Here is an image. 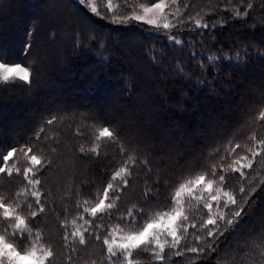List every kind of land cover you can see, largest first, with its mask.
Here are the masks:
<instances>
[{
    "label": "trees",
    "instance_id": "1",
    "mask_svg": "<svg viewBox=\"0 0 264 264\" xmlns=\"http://www.w3.org/2000/svg\"><path fill=\"white\" fill-rule=\"evenodd\" d=\"M152 2L127 0L126 7L124 0H113V5L117 15H127L129 7L139 9ZM106 3L97 0L98 16L78 0H0V53L5 61H23L31 71L30 85L19 80L0 83V154L26 142L49 153L55 147L50 141L42 137L34 142L40 127L59 141L58 155L53 157L58 171L41 177L56 211L38 217L36 224L57 252L63 232L61 209L68 207L70 219L77 212L75 200L94 201L113 167L110 158L117 150L112 146H101L102 158L84 159L78 151L81 144L92 146L95 131L106 122L119 124L126 146L128 142L154 146L150 160L153 156L158 160L160 154L163 159L177 154L188 158L184 169L167 176L169 188L194 177L200 162L205 167L219 163L229 141L244 145L253 132L264 138V122L257 119L264 110V0H182V11L187 3L193 16L199 13L216 24L203 35L181 28L183 46L143 24L113 23L111 13L105 15ZM237 8L248 15L235 16ZM27 44L34 47L28 49ZM53 115L57 123L47 126L45 121ZM77 127L86 129L79 139ZM17 157L23 164V156L17 153ZM257 171L264 177V168ZM148 179L143 170L137 171L119 202L121 212L145 206ZM235 180L232 174L229 182L234 185ZM21 186L22 178L0 176V193ZM253 199L256 205L240 233L235 237L225 233L227 241L220 238L219 248L228 255L177 257L168 256L166 250L165 264H237L231 259L234 241L249 226L258 230L264 222V185ZM147 208H157L156 202ZM101 253L99 242L89 237L88 252L76 255L83 256L80 264H89V257L98 260ZM145 257L142 254V264H157Z\"/></svg>",
    "mask_w": 264,
    "mask_h": 264
},
{
    "label": "snow or ice",
    "instance_id": "2",
    "mask_svg": "<svg viewBox=\"0 0 264 264\" xmlns=\"http://www.w3.org/2000/svg\"><path fill=\"white\" fill-rule=\"evenodd\" d=\"M124 2L128 7L127 0ZM181 2L153 0L150 5L140 4L139 9L129 7L127 15H117L113 0H107L105 15L111 13L113 23L136 22L149 26L183 46L181 28L203 35L204 30L214 29L216 24L205 21L199 13L193 16L187 3L183 4L182 11ZM80 3L100 15L97 0H80ZM247 7L251 8V3ZM234 15L247 16L248 13H241L237 8ZM211 19L215 20V17ZM189 43L194 46L195 42ZM32 47L34 44L26 45L28 49ZM16 80L30 85L29 67L23 61H5L0 53V83L8 85ZM257 119L264 122V110L259 112ZM57 120L53 115L45 124L52 126ZM85 132L82 127L75 130L78 139ZM42 137L55 145L47 154L40 147L34 150L32 143L28 142L20 147H7L0 154V176L10 180L22 178L18 190L0 193V264H80L83 256L76 253L88 252L89 237L99 242L102 249L98 260L89 257V264H142V254H147L145 258L157 264H165L166 250L168 256L177 257L193 254L207 259L213 253L217 257L228 255L219 248L220 238L227 241L229 237L225 233L232 237L240 233L242 222L256 205L253 196L257 188L264 185V177H260L257 171V168H264V138L255 132L248 136L244 145L229 141L225 153L219 156V163L205 167L200 162L198 167L201 170L194 177L184 178L169 188L167 176L184 169L188 158L177 154L174 158L163 159L160 154L158 160L155 156L150 160L148 157L154 152V146L142 142H128L126 146L119 124L106 122L95 131L92 146L85 148L81 144L78 151L84 159L102 158L101 146H112L117 150L110 158L113 167L102 192L96 194L94 201L75 200L77 212L70 219L68 207L61 209L63 232L61 251L57 252L50 238H45L43 229L36 226L38 217L56 211L49 204L50 190L41 177L49 171H58L54 168L53 157L58 155L60 145L55 136L48 135L45 127L35 133L34 142H41ZM214 152L218 153L219 149ZM17 153L23 156V164ZM138 170H143L149 177L143 190L145 206L133 205L125 214L120 211L119 202ZM232 174H236L234 185L229 182ZM164 192L168 193L167 196ZM153 201L157 208H147ZM57 215L59 218V213ZM234 242L236 248L232 252L235 255L231 259L237 264H264V222L258 230L254 225L249 226L241 239ZM61 256L63 260L59 261Z\"/></svg>",
    "mask_w": 264,
    "mask_h": 264
},
{
    "label": "rangeland",
    "instance_id": "3",
    "mask_svg": "<svg viewBox=\"0 0 264 264\" xmlns=\"http://www.w3.org/2000/svg\"><path fill=\"white\" fill-rule=\"evenodd\" d=\"M78 1H80V0H78Z\"/></svg>",
    "mask_w": 264,
    "mask_h": 264
}]
</instances>
